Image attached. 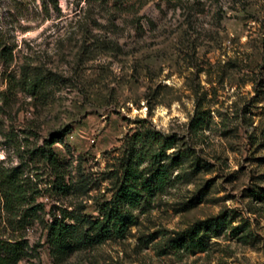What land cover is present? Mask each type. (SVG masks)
Returning <instances> with one entry per match:
<instances>
[{
    "label": "rangeland",
    "instance_id": "374dc122",
    "mask_svg": "<svg viewBox=\"0 0 264 264\" xmlns=\"http://www.w3.org/2000/svg\"><path fill=\"white\" fill-rule=\"evenodd\" d=\"M0 36L16 44L9 68L25 60L50 77L38 97L17 91L1 114L0 170L16 167L44 205L18 231L28 246L15 264H264V199L250 194L264 187V0H0ZM196 109L205 117L192 132ZM140 118L179 137L167 150L181 151L169 183L133 210L123 237L52 253L41 243L48 207L65 220L96 216ZM54 132L60 191L29 154ZM219 211L226 223L204 249L169 242ZM10 234L0 209V238Z\"/></svg>",
    "mask_w": 264,
    "mask_h": 264
},
{
    "label": "trees",
    "instance_id": "16d2710c",
    "mask_svg": "<svg viewBox=\"0 0 264 264\" xmlns=\"http://www.w3.org/2000/svg\"><path fill=\"white\" fill-rule=\"evenodd\" d=\"M87 3H106L109 0H84ZM112 6L119 8L127 0H110ZM55 4V2H53ZM138 22L140 15L135 17ZM147 23H151L145 18ZM15 42L0 36V75L4 86L0 89V124L2 113H8L11 98L17 91L38 97L47 86L49 75L36 64L23 61L17 68L10 66ZM205 112L196 109L189 119V129L195 132L204 122ZM58 137L51 133L42 145L31 148L29 154L38 155L47 164L54 175L51 188L60 191L64 187L63 174L51 144ZM179 137L175 132H163L145 119L140 118L130 133L122 140V148L118 157L116 181L110 196L97 206L94 217H80L73 220L64 219V209L57 211L50 205L47 209L49 219L42 218L44 239L52 253L64 256L75 248L99 243L107 238L123 237L128 227L135 221L133 211L147 205L151 198L162 191L169 183L170 170L175 168L181 151L167 150L176 146ZM192 167L197 163L192 161ZM250 194L257 199H264V187L251 188ZM28 184L19 177L16 167L0 170V209L7 217V225L11 234L0 238V264H15L25 254L27 240L18 233L20 228L33 220L37 211H44L42 202H33ZM226 223V212L219 211L214 216L198 219L182 230L176 231L169 239L173 247L186 250H201L205 247L204 236L209 230H216ZM239 224L230 226L234 232ZM37 242L36 245H41Z\"/></svg>",
    "mask_w": 264,
    "mask_h": 264
}]
</instances>
